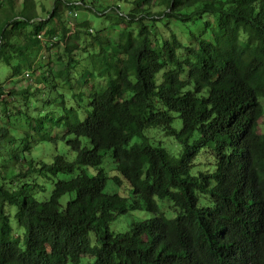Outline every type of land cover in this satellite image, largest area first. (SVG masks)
Instances as JSON below:
<instances>
[{"label":"clouds","instance_id":"1","mask_svg":"<svg viewBox=\"0 0 264 264\" xmlns=\"http://www.w3.org/2000/svg\"><path fill=\"white\" fill-rule=\"evenodd\" d=\"M173 2L0 0V264H36L38 257L29 240L33 215H47L45 209L51 206L53 217H63L65 201L75 196V188L58 192L57 181L71 184L81 178V169L87 177H96L103 168L109 178L104 191H118L126 199L125 206L141 201L139 211L130 209L118 217L119 228L113 225L117 238L131 234L137 224L150 218L170 222L178 217L183 220L190 212L214 210L217 201L210 192L230 195L229 169L238 186L249 193L247 203L252 202L253 185L255 199L264 203V0L225 6L230 17L223 34L228 37L226 47L235 48L239 55L233 78L240 86L235 94L224 97L231 119L219 126L228 127L232 144L225 145L220 155L212 145L193 151L215 113L208 120L199 119L204 110L201 101L210 95L209 85L203 84L194 94L193 83L185 82L189 68L185 61L196 63L188 50L198 52L197 39L208 42L216 35L205 29L204 22L215 29L217 0H182L179 7H172ZM145 50L159 61L150 75L151 96L140 91V77L135 74L137 66L149 64L148 59L139 58ZM177 62L182 71L173 89L178 98L174 110L156 93L164 74L176 71ZM193 79L198 81V77ZM189 94L192 102H184ZM130 98L132 108L125 106ZM214 106L216 101L207 108ZM97 110L109 114L101 137L111 147L130 152L144 145L154 150L175 146L169 158L180 168L176 182L196 189L192 209L154 193L132 196L133 185L119 171L127 162L114 160L111 148L102 163H81L96 141L76 131L75 125L83 126L85 118ZM187 152L192 155L181 164ZM221 156L228 163L231 157L223 171ZM57 168L61 171L54 174ZM112 176L120 178L121 189L111 183ZM205 176H216V180L200 191ZM165 187L171 194L182 195L179 186L166 183ZM145 197L156 203V211L143 210ZM234 207L232 202L225 217ZM94 231L87 235L92 237ZM92 246L99 247L94 241ZM195 247L203 251L207 243L197 241ZM253 252L252 264H264V229L255 236ZM195 259L203 264L201 257Z\"/></svg>","mask_w":264,"mask_h":264},{"label":"trees","instance_id":"2","mask_svg":"<svg viewBox=\"0 0 264 264\" xmlns=\"http://www.w3.org/2000/svg\"><path fill=\"white\" fill-rule=\"evenodd\" d=\"M181 3L182 0H174L171 6L179 7ZM242 3L244 0H217L215 29H211L208 21L204 22L205 29L214 31L216 35L208 42L197 39L198 52L188 50L189 57H194L196 63H192L191 59L185 61L189 65L185 82L193 83L194 94H198L205 83L209 85L210 91V95L201 101L204 110L199 119L208 120V117L215 113L203 140L193 151L202 145H212L213 151L220 155L225 145L232 144L228 127L222 128L219 125L231 119L229 107L223 101L229 93L235 94L240 86L233 78L239 68V55L235 48L226 47L228 37L223 32L230 17V13L225 11V6ZM139 58L149 60L148 65L135 68V74L140 77V91L146 96H151L153 85L150 75L159 66V61L148 50L142 52ZM168 59L172 60L170 51ZM180 71L182 68L177 62L176 71L164 74V81L156 93L161 102L174 110L178 98L175 97L173 89L177 86L176 76ZM194 76L198 77V81L193 79ZM165 88L168 92L164 91ZM139 99L138 94L136 107H139ZM213 101H216V106L208 109L207 105ZM184 102L191 103L192 95L185 97ZM125 106H134L131 98ZM149 115L154 114L150 112ZM108 123L109 114L97 110L85 118L83 126L75 125L76 131L83 132L96 141L94 149L82 157L81 163H101L104 153L111 148V157L114 160H119L121 164L127 162L119 171L125 180H129L133 185L132 196L137 193H154L158 194V197L167 196L176 200L178 206L186 204L188 209H192L196 201V189L192 184H177L180 168L176 166V161L169 158L171 155L168 151L164 148L154 150L149 145L134 147L130 152L111 147L101 137ZM191 155L192 152L185 153L180 163L183 164V159ZM230 164L231 157L228 163L227 158L221 156L222 171ZM70 170L69 168L68 171ZM60 171L61 169L57 168L54 174ZM228 173V178L232 181L230 195L217 196L215 190L210 192L217 201L214 210L190 212L185 219L178 217L170 222L163 217L150 218L137 224L131 234L117 238L109 228L110 223L130 209H140L141 201L133 200L125 206V197L118 193L104 192L108 176L103 168L98 169L96 177H87L81 169L79 180L71 184L57 181L58 192L75 188V196L65 201L63 217H53L51 213L54 209L51 206L45 209L49 214L33 215L29 240L38 257L36 264H78L84 255L93 257L92 264H201L200 259H195L198 256L203 260V264H252L255 236L264 229V203L255 199L254 185L252 202L247 203L249 193L245 192L243 186H238V181L231 177V169ZM141 174L143 181L140 180ZM111 179L117 184L121 182L117 176H112ZM213 180H216V176L203 177L200 191L208 189ZM166 183L181 187L182 195L169 193L165 187ZM232 202H235V207L231 208L225 217L224 212L228 211ZM21 203H25L23 196ZM143 209L148 212L156 211L157 205L145 197ZM93 229V236L89 237L87 232ZM170 235L174 237L173 240L168 239ZM93 241L99 247L92 246ZM197 241H200L201 245L207 243V248L201 251L200 247H195Z\"/></svg>","mask_w":264,"mask_h":264},{"label":"rangeland","instance_id":"3","mask_svg":"<svg viewBox=\"0 0 264 264\" xmlns=\"http://www.w3.org/2000/svg\"><path fill=\"white\" fill-rule=\"evenodd\" d=\"M164 149H166L167 151H168V153L171 155L172 153H174V152H176V148H175V146L174 145H172V144H168L166 147H164ZM103 158H104V155H103V157H102V161H101V163L103 162ZM104 170V169H103ZM111 183L113 184V185H115V187H116V189H121V184H122V181L120 182V184H117V183H115L112 179H111ZM109 186V178L107 179V181H106V184H105V187H104V189L106 188V187H108ZM104 192H106V193H118V191H104ZM119 194V193H118ZM125 196H127V193H125ZM140 209H138V210H135V211H139ZM144 210V209H143ZM145 211V210H144ZM125 214V213H124ZM124 214H121V215H119V216H122V215H124ZM166 214V213H165ZM118 216V217H119ZM118 217H116V219L115 220H113L111 223H110V225H109V228H110V230L111 231H113L114 232V228H113V225H115V229H118L119 228V226H120V222L118 221ZM93 263V257L92 256H88V255H84V256H82L81 257V260H80V262L78 263V264H92ZM70 264V263H69Z\"/></svg>","mask_w":264,"mask_h":264}]
</instances>
